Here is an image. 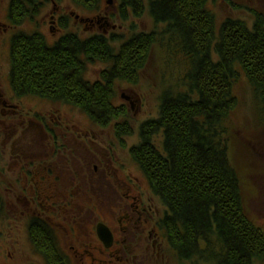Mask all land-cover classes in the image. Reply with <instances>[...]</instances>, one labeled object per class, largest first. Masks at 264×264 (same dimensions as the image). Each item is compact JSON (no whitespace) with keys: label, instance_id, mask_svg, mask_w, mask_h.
Masks as SVG:
<instances>
[{"label":"trees","instance_id":"trees-1","mask_svg":"<svg viewBox=\"0 0 264 264\" xmlns=\"http://www.w3.org/2000/svg\"><path fill=\"white\" fill-rule=\"evenodd\" d=\"M78 1H86L89 9L100 8L92 0ZM208 1L121 0V21L148 13L153 28L151 33H132L118 52L102 35L85 44L67 38L54 50L44 39L40 48L16 41L12 79L22 93L68 101L100 127L114 123L124 133L130 115L124 106L113 104L116 83H137L153 46L164 48L172 62L176 47L189 62L188 71L175 82L174 91L164 92L160 117L141 126L142 140L132 149L133 157L167 209L165 222L180 264H264V232L245 209L228 130L240 104L233 90L241 72L264 102V22L257 16L251 29L243 20L227 19L216 38ZM81 54L92 63H110L91 87L80 77ZM161 129L165 157L153 144ZM30 231L47 264H64L49 230L35 224ZM209 252L213 257L205 256Z\"/></svg>","mask_w":264,"mask_h":264},{"label":"flooded vegetation","instance_id":"flooded-vegetation-1","mask_svg":"<svg viewBox=\"0 0 264 264\" xmlns=\"http://www.w3.org/2000/svg\"><path fill=\"white\" fill-rule=\"evenodd\" d=\"M73 1L77 6L87 8L86 1ZM92 1L99 5L98 2L103 0ZM62 3V0H0V69L5 63L8 64L10 82L7 95L0 91V117L4 118L3 127L12 129L17 136L13 145V171L19 174V188L15 196L23 208L34 210L27 212L24 209L32 248L47 263L44 254L32 241L30 231L35 224L38 227L41 224L49 230L60 262L64 264H72L74 260L80 264L161 263L173 248L166 223L167 209L153 193L147 174L133 157V147L126 150V136H130L127 132L129 121L123 124L126 129L124 133L114 130L113 135L106 130L114 126L100 127L86 112L82 113L95 128L85 129L74 123L66 126L58 119L56 121L49 116L48 120L39 113L32 117L22 108L28 99L35 97L75 106L62 99L43 98L27 91H18L12 79L16 41L29 48H40L41 39H44L45 46L54 50L67 38L76 37L85 44L91 37L108 36L106 29L104 34L96 35V27L115 28L108 14L104 18L99 15L83 16L71 12L72 6L69 4L63 9ZM47 5L52 6L49 31L56 36L52 43L40 30L41 8ZM72 22L83 25L84 33L88 35L72 32ZM90 33L94 35L90 36ZM81 55L83 68L80 77L91 87L95 83L87 82L84 73L87 63L92 61ZM113 104L116 106L115 102ZM17 118L25 127L21 136H18L16 124L13 123V119ZM5 120L9 121V125L5 124ZM160 134L165 138L163 129L157 136ZM166 142L165 138L164 151L159 146L156 148L155 140L153 142L164 157L168 150ZM120 151L128 152V160L122 158ZM135 170L142 174L139 183ZM0 207L2 210L1 202ZM88 215L94 218L92 222L87 219ZM63 219L69 222V226H61ZM100 225L109 229L111 240L100 238Z\"/></svg>","mask_w":264,"mask_h":264},{"label":"rangeland","instance_id":"rangeland-1","mask_svg":"<svg viewBox=\"0 0 264 264\" xmlns=\"http://www.w3.org/2000/svg\"><path fill=\"white\" fill-rule=\"evenodd\" d=\"M62 2L63 9L69 4L72 6L71 12H77L83 16L99 15L101 18L108 16L115 28L102 27L99 29L96 27L94 33L96 35L98 33L104 34L103 31L106 29L108 32L106 40L112 43L115 52L119 51L121 45L131 37L132 33H140L141 31L151 33L153 28V20L148 13L139 19L131 17L129 22L124 23L121 21L119 11L116 8L119 4L118 0L115 6H108L105 0L98 2L99 10L81 8L73 0H62ZM206 6L216 18V38L219 35L220 26L227 19L243 20L251 29L254 28L257 15L264 22V0H209ZM51 9V5L43 6L39 18L41 33L46 35L50 43L56 37L51 35L49 31L51 27L48 22ZM71 31L78 32L81 35L85 34L84 26L73 22ZM87 35L86 33L85 36ZM92 35L94 34L90 33V36ZM216 42L217 40H214V43ZM162 49L159 45L153 46L147 61H145L144 68L138 73L137 83H116L114 102L117 107L124 106L127 108L130 115L129 125L132 131L130 133L128 128L130 136H126L127 151L130 147L134 148L140 145L142 140L140 138L141 126L147 121L160 117L164 92L174 91L175 82H180L179 78L183 77L188 71L186 67L189 62H187L181 51L176 47L171 50L172 62ZM167 59L170 61L168 62ZM86 66L84 77L87 82L89 81L92 84L101 79L100 74L110 67V63H87ZM8 77V64L5 63L0 69V91L6 95L10 90ZM233 92L238 97L240 104L236 116L233 117L234 120L228 126L230 157L241 180L245 209L248 211L251 220L264 232V102H260L258 95L250 88L242 72L240 73L239 83ZM27 101L22 108L25 109L26 113L30 112L33 115L32 117H34V114L39 113L41 117L49 118L51 116L56 121L58 119V121H61L59 123H65L66 126L74 123L85 129L95 128V125L91 124L90 120L82 113L86 111L79 107L77 109L76 106L65 105L61 102L44 101L39 97ZM2 122H4V118L0 117V202L3 205L0 212V264H47L44 263L39 254L34 252L27 231V220L24 218V212L25 210L27 212L28 210L30 212L34 210L30 207L23 208L16 200L15 193L19 188V174L13 171V157L15 156L13 145L17 136L15 137L12 129L4 128ZM5 122L9 125L8 120H5ZM20 122L22 121L19 118L13 119L18 136H21V133L25 131V127L21 126ZM111 125L114 126V123ZM114 130L117 131L115 126L106 130V132L114 135ZM97 133L99 134V132ZM154 139L156 148L160 147L164 151L165 138H163V135H156ZM120 153L122 158L128 160V152L120 151ZM135 172L136 181L139 183L142 181V174L137 170ZM28 214L26 215L28 216ZM87 217L91 222L94 220L91 215ZM61 226H69V222H61ZM63 236L64 234L61 239ZM65 251L69 253L67 249ZM176 252L174 248H171L165 261L161 263L150 262L148 264H180V257ZM205 256L213 257L210 252L206 253ZM71 262L72 264H80L78 260ZM200 264H203V262H200ZM255 264H259V262Z\"/></svg>","mask_w":264,"mask_h":264},{"label":"water","instance_id":"water-1","mask_svg":"<svg viewBox=\"0 0 264 264\" xmlns=\"http://www.w3.org/2000/svg\"><path fill=\"white\" fill-rule=\"evenodd\" d=\"M108 6H115V0H106ZM98 233L100 235V238L103 239L104 241L106 240H111V234L108 228L100 225L98 227Z\"/></svg>","mask_w":264,"mask_h":264}]
</instances>
